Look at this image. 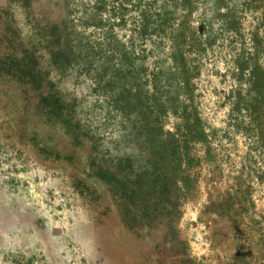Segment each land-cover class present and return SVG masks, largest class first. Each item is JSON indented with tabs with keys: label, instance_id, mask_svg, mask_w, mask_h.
<instances>
[{
	"label": "rangeland",
	"instance_id": "374dc122",
	"mask_svg": "<svg viewBox=\"0 0 264 264\" xmlns=\"http://www.w3.org/2000/svg\"><path fill=\"white\" fill-rule=\"evenodd\" d=\"M25 1L0 0V264H241L239 258L244 264H264V187L255 177L264 164L231 126V40L219 32L213 12L216 6L221 10L233 4L242 11L240 4L246 1L194 0L198 11L192 26L204 12L216 37L207 45L204 38L199 40L207 47L196 58L193 83L195 106L213 138L217 164L203 163L198 169V190L183 202L176 224L181 242L171 244L161 230L127 231L106 189L89 176L86 135L104 149L119 136L117 118L104 114L106 101L93 92V77L49 64L42 38L51 24L67 18L65 0ZM117 2L118 8L127 1ZM124 14L128 21L135 17ZM251 23L246 14L245 34ZM127 30L117 29L122 41L129 39ZM85 32L95 34L93 29ZM23 55L38 63V88L5 60ZM152 61L149 57L147 68H130L138 84L160 69L152 68ZM107 69L111 73L119 68ZM173 122L168 117L167 128ZM76 124L81 133H73ZM195 151L201 156L200 147ZM240 173L251 188L253 205L245 206L232 227L206 206L209 193L229 189Z\"/></svg>",
	"mask_w": 264,
	"mask_h": 264
},
{
	"label": "trees",
	"instance_id": "16d2710c",
	"mask_svg": "<svg viewBox=\"0 0 264 264\" xmlns=\"http://www.w3.org/2000/svg\"><path fill=\"white\" fill-rule=\"evenodd\" d=\"M117 1L110 5L113 2L106 0H65L67 18L51 24L42 39L50 66L55 70L77 68L93 77V92L106 101L104 114L117 118L119 136L106 142L104 149L86 135V168L106 189L122 226L135 234L161 230L168 243H180L176 224L183 202L198 190L197 171L203 163L217 164L213 138L195 106L193 83L198 75L196 58L207 47L199 40L204 38L207 45L216 37L204 12L198 13L197 25L192 26L198 11L194 0H136L133 5L125 0V7L118 8ZM245 1L240 4L242 11L233 4L221 10L216 6L213 12L219 19V32L231 40V126L264 164V0ZM124 13L135 17L128 21ZM246 14L252 23L245 34L242 20ZM116 27L128 28L129 39H119ZM86 29L95 34L88 36ZM149 57L154 58L152 68L160 69L138 84L130 68H147ZM5 60L39 87L34 76L37 61L25 55ZM107 68L119 69L109 73ZM121 74L123 83L118 82ZM168 117L174 119L171 128H167ZM73 128V133H81L77 124ZM255 177L264 187V170ZM242 178L240 173L229 189L209 193L206 206L232 227L245 206L253 205L251 188ZM239 263L244 260L239 258Z\"/></svg>",
	"mask_w": 264,
	"mask_h": 264
}]
</instances>
